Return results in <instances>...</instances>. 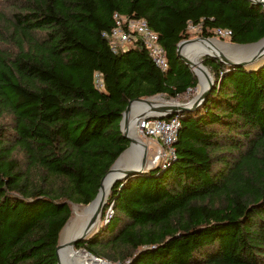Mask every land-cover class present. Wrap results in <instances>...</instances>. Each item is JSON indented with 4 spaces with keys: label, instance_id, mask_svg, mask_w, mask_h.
I'll return each mask as SVG.
<instances>
[{
    "label": "trees",
    "instance_id": "obj_1",
    "mask_svg": "<svg viewBox=\"0 0 264 264\" xmlns=\"http://www.w3.org/2000/svg\"><path fill=\"white\" fill-rule=\"evenodd\" d=\"M0 3V264H57L72 204H89L129 144L119 124L129 100L199 84L177 53L188 25L208 38L227 27L221 39L255 41L264 36V6ZM115 12L157 32L167 69L139 37L111 49L102 31ZM202 60L213 84L196 108L177 111L175 156L116 180L102 209L112 207L107 222L76 248L117 264H264V57L252 66Z\"/></svg>",
    "mask_w": 264,
    "mask_h": 264
},
{
    "label": "bare ground",
    "instance_id": "obj_2",
    "mask_svg": "<svg viewBox=\"0 0 264 264\" xmlns=\"http://www.w3.org/2000/svg\"><path fill=\"white\" fill-rule=\"evenodd\" d=\"M262 44L263 40L253 43L238 44L227 42L224 43V41L217 38L211 39L199 37L182 41L180 43V51L186 58H188V60L192 62L194 72L199 79V86L201 91L198 94H200L205 89L209 76H211L209 69H207V67H205L200 60L202 55L212 50H215L220 54H232L239 51L256 53L257 50L261 49ZM155 103H145L143 101L133 102L129 111V117L134 112V116H132V119L136 122L135 116L138 115L137 113L140 112L141 109L150 110L154 108L151 106H154ZM153 110L159 111L156 107ZM145 111L149 112L148 110ZM127 133L133 138L130 151H127L126 155L124 154L121 158H119V161L114 164L111 171L104 177L97 198L87 204V206H84L82 208L77 207L75 217L70 222L68 221L61 230V243H59L60 247L58 249L61 264H108L95 261L86 251H78L76 247L72 245V241L85 229L90 220L93 222L92 230L96 229L100 225L101 215H103V205L108 199V195L110 194V184L114 176L117 174V169L124 166L125 164H129L130 166L136 168L141 165L142 149L138 140H142L140 138V134L139 137L136 133L135 125L131 127V119ZM146 166L147 161L145 160L143 169Z\"/></svg>",
    "mask_w": 264,
    "mask_h": 264
},
{
    "label": "built area",
    "instance_id": "obj_3",
    "mask_svg": "<svg viewBox=\"0 0 264 264\" xmlns=\"http://www.w3.org/2000/svg\"><path fill=\"white\" fill-rule=\"evenodd\" d=\"M113 16V25L102 31V35L107 38L112 50L117 51L123 48L132 38L139 37L146 45L154 63L162 70L167 69L168 59L163 46L158 41V34L148 26L144 18H136L119 14L118 12H115ZM190 25L195 26L191 23ZM215 34V37L218 38L226 37L231 34V29L217 27ZM95 81L98 85L101 84L98 72L95 73ZM195 87L188 86L184 92L192 90ZM177 111H170L168 115L164 116H159L158 114L150 115V113L146 112L138 116L136 120V129L139 134L154 138L161 143L163 148L159 149L158 156L163 157L162 161L175 156L173 143L176 140L180 127V117Z\"/></svg>",
    "mask_w": 264,
    "mask_h": 264
},
{
    "label": "water",
    "instance_id": "obj_4",
    "mask_svg": "<svg viewBox=\"0 0 264 264\" xmlns=\"http://www.w3.org/2000/svg\"><path fill=\"white\" fill-rule=\"evenodd\" d=\"M251 1L252 2H256V3H260V4H262L264 6V0H251ZM200 37L208 38V36H203V35H200ZM189 39H192V38H188V39H184V40H189ZM218 39H220V38H218ZM184 40L181 39L177 43V53L190 66V68L194 71V69L192 67V62L190 60H188L180 51V43L182 41H184ZM220 40H222V39H220ZM260 40H263V44H262V47H261L260 50H257V51L255 50L256 53L243 52V51L240 52L239 51V52H235V53H232V54H224V53L220 54L217 51L212 50L210 52H206L205 54L215 56V57L219 58L221 61H223L226 64L247 65V64L256 62L259 59H261L262 57H264V36H262L258 40L250 41V42L239 43V42L226 41V42H229V43L245 44V43L257 42V41H260ZM250 53H252V54H250ZM201 61L203 63V60H201ZM203 65L205 67H207L204 63H203ZM207 69H209V68L207 67ZM209 72H210V70H209ZM194 74H195V72H194ZM197 79H198V77H197ZM197 83H198V81H197ZM212 84H213V75L211 74V76H209V78H208V82H207V85H206L205 89L200 94L196 95L193 99H191V101L181 102V103L179 102L178 104H174V103H171V102H161V103H159L157 105L163 106L164 109L159 110V111H149L148 113H150V115L158 114L159 116H164V115H168L170 113V111L195 108V107H197V105H199L203 101V99L205 98L206 94L210 90ZM150 96H152V95H150ZM150 96H138V97H135L133 99H130L129 102L127 103L125 109L122 112V117L120 119L119 124H120V130H121L122 134L128 138L129 144L118 154V156L114 159V161L110 165V167L107 170V172L102 176L101 182H100V186L98 188V191H97L96 195L88 203L94 201L97 198V196L99 194V191H100V188H101V185H102V181H103L104 177L111 171V169L114 166V164L117 161H119V158H121L124 154L126 155L127 151H130V149H131L133 138L127 133V130H128L129 124H130V119H131V117H129V111H130L131 105L135 101H143L145 103H149V102L152 101V99L149 98ZM146 112L147 111H145L143 113H140L136 117L141 116L142 114H145ZM136 120H137V118H136ZM134 125L136 127V122H135ZM138 142H140V146H141V149H142L141 165L139 167H137V168L136 167H132L129 164H125L124 166L119 167L117 169V174L114 176V178L111 181L110 188L116 182V180H119V179H122V178H126V177H128L130 175L141 173L144 170L143 166H144V162H145V159H146V153H145L146 143L143 140L142 141L138 140ZM123 159H125V158H123ZM67 221H66V223H67ZM64 225H63V227H64ZM62 228H61V230H62ZM92 228H93V222L90 220L89 223L86 225L85 229L72 241V245L76 246V244L78 242H80L81 240L85 239L90 234V231L92 230ZM61 230H60V232H61ZM60 232H59V235H60ZM59 247H60V245H59V242H58V244L56 246L57 264H61L60 263V259H59V253H58ZM83 250L86 251L85 249H83ZM86 252L95 261L107 263L106 261L102 260L101 258L93 255L92 253H90L88 251H86Z\"/></svg>",
    "mask_w": 264,
    "mask_h": 264
},
{
    "label": "rangeland",
    "instance_id": "obj_5",
    "mask_svg": "<svg viewBox=\"0 0 264 264\" xmlns=\"http://www.w3.org/2000/svg\"><path fill=\"white\" fill-rule=\"evenodd\" d=\"M1 4V3H0ZM2 5H4V4H2ZM199 26H197V25H195V26H191L190 24L188 25V27H187V31H188V36L187 37H184V38H182L183 40L184 39H188V38H192V39H194V38H199L200 37V32H199ZM212 38L211 39H215V38H213L214 36H211ZM217 39H218V37H217ZM221 39V38H220ZM219 41V40H218ZM222 41H224V43H226V41H229V42H231L229 39H227V38H222ZM229 42H227V43H229ZM228 54V53H227ZM204 55H206V54H204ZM204 55H202V57L204 56ZM202 57L200 58V60H202ZM188 59V58H187ZM259 61V60H258ZM257 61V62H258ZM202 62V61H201ZM254 64H256V62H253V63H250V64H248V65H254ZM210 73H211V71H210ZM212 74V73H211ZM198 85V86H197ZM196 85V87L194 88V89H192V90H188V91H186V92H183L182 94H180V95H178V96H168V95H166V94H164V93H158V94H155V95H152V96H150L149 98H151L152 99V101L151 102H153V103H155V105L154 106H151V107H154V108H152V109H141V111L140 112H138L137 114H140V113H142L143 111H145V110H148V111H154L153 109H155V107L158 109V110H162V109H164V107H162V106H160V105H158L157 106V104H159V103H161V102H171V103H174V104H178L179 102L181 103V102H188V101H191V99H193L200 91H201V89H200V86H199V84H197ZM155 101V102H154ZM136 106H138V105H136ZM198 106V105H197ZM143 107V106H142ZM144 108V107H143ZM196 108V107H195ZM133 111H134V109H133ZM133 114H134V112H133ZM131 115L130 117H131V127H133L134 126V124H135V121L132 119V116H134V115ZM136 117V116H135ZM137 118V117H136ZM135 119V118H134ZM136 133L138 134V136H139V133L137 132V129H136ZM141 136V137H140ZM140 138L146 143V149H145V153H146V161H147V166L146 167H144V170H147V169H149V168H151L152 166H154L155 164H157L158 162H160V161H162V156H158V151H159V149L160 148H163L162 147V145H161V143L158 141V140H156V139H154V138H150V137H147V136H143V135H141L140 134ZM162 152H163V149H162ZM158 156V157H157ZM157 157V159H155ZM110 192V191H109ZM108 200V199H107ZM107 200H106V202H107ZM106 202L104 203V205L106 204ZM104 205H103V207H104ZM84 206H86V205H84V204H76V203H73L72 204V213H71V216H70V218L68 219V221L70 222L74 217H75V215H76V209H77V207H79V208H82V207H84ZM111 213H112V207H108L106 210H105V212H103L102 214L103 215H101V220H100V225L96 228V229H93V230H91L90 231V234H89V236H91L92 234H94V233H96L98 230H99V228L103 225V224H105L106 222H107V220H108V218H109V216L111 215ZM67 221V222H68ZM60 243H61V236H60ZM78 251H83L84 252V250H83V248H76ZM100 258V257H99ZM102 260H104V261H106L108 264H117V263H112V262H110V261H108L107 259H104V258H101Z\"/></svg>",
    "mask_w": 264,
    "mask_h": 264
}]
</instances>
